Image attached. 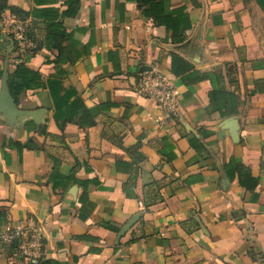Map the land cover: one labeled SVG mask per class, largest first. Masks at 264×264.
I'll return each mask as SVG.
<instances>
[{
    "label": "crops",
    "instance_id": "1",
    "mask_svg": "<svg viewBox=\"0 0 264 264\" xmlns=\"http://www.w3.org/2000/svg\"><path fill=\"white\" fill-rule=\"evenodd\" d=\"M3 7L31 45L0 42V98L18 63L40 77L18 102L9 91L15 114L0 108V234L45 222L39 264H264L258 0ZM152 68L177 87L178 120L137 95ZM53 93L74 94L60 114ZM0 264H9L1 246Z\"/></svg>",
    "mask_w": 264,
    "mask_h": 264
},
{
    "label": "built area",
    "instance_id": "2",
    "mask_svg": "<svg viewBox=\"0 0 264 264\" xmlns=\"http://www.w3.org/2000/svg\"><path fill=\"white\" fill-rule=\"evenodd\" d=\"M11 48H27L25 22L12 10L0 15V42ZM137 95L150 99L170 121L179 119L180 93L169 75L159 68L144 71L136 83ZM45 222L30 220L25 226L9 227L0 234V246L7 251L9 264H39L45 255Z\"/></svg>",
    "mask_w": 264,
    "mask_h": 264
},
{
    "label": "trees",
    "instance_id": "3",
    "mask_svg": "<svg viewBox=\"0 0 264 264\" xmlns=\"http://www.w3.org/2000/svg\"><path fill=\"white\" fill-rule=\"evenodd\" d=\"M258 4L264 10V0H258ZM5 10H7V7L1 8L0 15ZM12 11L18 14L17 11L15 10H12ZM13 50H17V47L13 46ZM39 77L40 76L38 75V73H35L29 70L23 63H18L15 66L14 74L10 75L8 79V88H9L10 93L14 97L15 101L18 102V97L22 92L28 89H34L35 87H37V81L39 80ZM72 95L74 94L70 93L67 96V99L64 98V99L58 100L57 95L53 93V100L55 103H57V114H60L62 109H64L63 108L64 105L68 101V98H70V96ZM80 103H82V101L79 98H75L74 106Z\"/></svg>",
    "mask_w": 264,
    "mask_h": 264
},
{
    "label": "water",
    "instance_id": "4",
    "mask_svg": "<svg viewBox=\"0 0 264 264\" xmlns=\"http://www.w3.org/2000/svg\"><path fill=\"white\" fill-rule=\"evenodd\" d=\"M0 108L3 111L9 112V114L13 115L17 112L16 110V104L9 93L8 87H7V72L4 73L3 81H2V94L0 98ZM237 120L233 119L230 120L226 125L228 124H234L233 130L231 132V136L233 138L237 137V127L235 126ZM133 225V221L130 222L122 231V234H124L131 226Z\"/></svg>",
    "mask_w": 264,
    "mask_h": 264
}]
</instances>
